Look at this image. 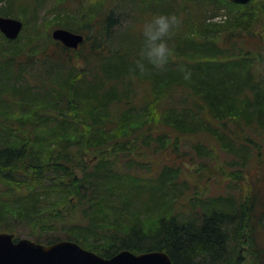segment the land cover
Here are the masks:
<instances>
[{
	"label": "trees",
	"instance_id": "16d2710c",
	"mask_svg": "<svg viewBox=\"0 0 264 264\" xmlns=\"http://www.w3.org/2000/svg\"><path fill=\"white\" fill-rule=\"evenodd\" d=\"M2 1L0 16L19 19L36 16L48 0ZM101 1L104 5L95 12L86 0H58L55 29L83 34L85 41L77 50L48 31V37H29L16 59L10 58L21 64V76L38 75L31 87L20 86L21 105L30 123L50 131L41 152L33 151V143L42 140L17 127L22 144L0 149V220L13 221L6 228L11 233L15 226L31 224L37 243L42 242L37 231L71 220L64 228L65 240L107 259L122 250L162 251L174 264H240L239 250L254 245L255 224L264 226V213L257 218L245 203L234 215L215 210L200 220L165 213L154 222L126 227L117 220L128 219L124 206L118 211L113 203L122 198L124 186L143 180L116 170L110 158L149 155L146 150L178 156L189 151V139L197 137L201 144L208 139L207 131L229 148L236 141L252 142L246 129L255 123L264 129V2L258 15L254 0L248 5L214 0L238 9L222 24L201 17L200 0H170L164 8L149 0L152 13L177 11L184 24L171 40L174 56L167 67L140 72L133 70L139 29H127V41L114 44L121 17L108 5L114 0ZM4 40L9 44L19 39ZM184 68L191 70L190 79H184ZM17 85L13 82L15 92ZM49 101L55 111L43 109ZM3 126L12 134L11 125ZM48 150L45 156L42 151ZM92 152L91 160H99L88 164L83 155ZM80 167L86 173L82 178L74 172ZM46 240V245L61 241L54 235ZM259 259L251 264H261Z\"/></svg>",
	"mask_w": 264,
	"mask_h": 264
},
{
	"label": "rangeland",
	"instance_id": "374dc122",
	"mask_svg": "<svg viewBox=\"0 0 264 264\" xmlns=\"http://www.w3.org/2000/svg\"><path fill=\"white\" fill-rule=\"evenodd\" d=\"M166 1L170 0H157V6L164 8L163 6H165L164 3ZM172 1L175 2V0ZM261 1L264 2V0H254L253 7L257 9L259 5H262ZM150 2L152 1L114 0L108 3L116 11V14L121 17L122 21L114 44L127 41V29L133 27L140 28L143 19L153 12L150 7L151 5L148 4ZM57 4L58 0H48L37 11L36 16L31 15L28 17L27 15H23V18L19 17L23 21L25 28L16 43H6L4 35L0 32V88L2 87L0 91V149L10 145H21L23 142L21 133L25 129L26 135L31 134L32 139L33 137L34 139L37 137L42 140L41 142L37 141L33 143V151L35 153L37 151L41 152L40 146L44 143V138L50 131L49 128L38 127L34 123H30L28 121V113L24 111L25 107L21 105V101H25L22 93L19 94L21 87L27 88V86H30L31 80L34 76L38 75L35 72H26L21 76V70L18 69L21 64L18 61L13 62L10 58L16 59L15 55L20 53L25 45L27 46V39L31 36L33 37L34 34L39 33L42 38L48 37V31L52 34L56 26L54 22H56L58 16ZM86 4H90L93 10L98 12L104 5V1L86 0ZM200 5L202 6L200 11L201 17H207L209 19L208 22L212 23L218 22L224 24L228 20L233 19L235 13L238 11L237 8L235 9L229 4H218L214 0H200ZM4 6L5 3L0 0V8ZM256 11H258L259 15L261 13L260 7ZM174 12L177 13V11ZM24 63L25 60L22 64ZM93 67L94 65H90L89 68ZM13 82L19 84V86L17 85L18 91L16 89V92L13 91ZM34 90L32 89L33 92ZM39 91L45 94L44 90ZM53 107H55V104L49 101L43 109L45 111L48 110V112L55 111ZM5 123L12 126V134L4 128L3 125ZM55 123L51 122L53 125ZM15 127L19 128L22 132H19ZM246 130L248 138L252 140L250 144L236 141L229 148L228 146H224L220 141L219 143L215 141L216 138L211 137L207 131L206 138L209 140L203 138L204 141L201 144L198 143L200 141L197 137L189 139L186 142L189 151L179 152L180 155L178 156L175 155L176 152L150 155V152L146 150L149 155L110 158L113 166H116V170H119L127 177L131 176L133 179L143 180L141 182H133L121 189L122 198H117L113 204L118 206V211L123 210L122 206H124L128 219L119 216L117 220L120 223L124 222L126 227L132 222H137L140 225H143L144 222H154L156 218L165 213L172 215L179 214L186 219L195 215L196 219L201 220L205 214H211L215 210L234 215L245 203L247 209L254 210L257 218L263 217L264 129L255 123ZM204 143L209 146L211 144L214 149H209ZM152 144L155 146H151V148L157 146L155 141ZM187 145H185V148ZM198 147L200 150H197ZM42 152L45 156H48L50 153L49 150ZM94 153L92 152L89 156L83 155V158L87 159L86 162L88 164H94L99 160H91ZM82 161L84 162V160ZM178 165L184 168L177 170L179 169ZM82 169L80 167L74 171L80 178L86 175ZM93 169L91 168L88 172L93 171ZM100 171L101 173H105L102 171V168ZM90 177L95 181L96 178ZM0 222V233H11L6 228L11 227L10 224L13 221L9 220L6 224L3 219ZM65 223L67 225L57 224L56 229H51L50 231H37V233L42 235L39 241H42V244H46V239L51 237V235L65 240L64 228L69 226L68 224L72 225L73 222L67 219ZM255 227L252 240L254 245L250 246L247 244L239 250L238 257L241 258V260L239 259L240 264H251L259 256L261 259L258 261L264 264V226L256 223ZM12 231L11 234L15 237L18 236L21 239H30L32 241L38 240L34 236L36 231H34L31 224L28 226L25 224L18 225L17 228L15 226L12 228ZM124 232L118 231L122 235H124ZM247 236L248 233L245 239H248Z\"/></svg>",
	"mask_w": 264,
	"mask_h": 264
},
{
	"label": "water",
	"instance_id": "95a60500",
	"mask_svg": "<svg viewBox=\"0 0 264 264\" xmlns=\"http://www.w3.org/2000/svg\"><path fill=\"white\" fill-rule=\"evenodd\" d=\"M233 4L248 5L252 0H230ZM24 28L23 22L13 17L0 16V31L5 37L16 40ZM53 38L64 46L77 50L85 41L83 34L56 28ZM0 264H174L168 253L162 251L136 254L123 250L107 259L85 250L77 242L59 241L52 245L28 239L14 240L10 233H0Z\"/></svg>",
	"mask_w": 264,
	"mask_h": 264
},
{
	"label": "clouds",
	"instance_id": "9594fccd",
	"mask_svg": "<svg viewBox=\"0 0 264 264\" xmlns=\"http://www.w3.org/2000/svg\"><path fill=\"white\" fill-rule=\"evenodd\" d=\"M184 24L182 14L158 11L147 15L140 25V47L134 71L145 72L149 67L165 69L174 56L171 40ZM184 79L191 78V70L184 68Z\"/></svg>",
	"mask_w": 264,
	"mask_h": 264
}]
</instances>
